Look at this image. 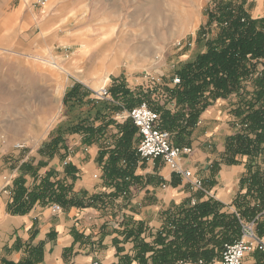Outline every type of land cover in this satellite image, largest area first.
I'll use <instances>...</instances> for the list:
<instances>
[{
  "label": "crops",
  "instance_id": "1",
  "mask_svg": "<svg viewBox=\"0 0 264 264\" xmlns=\"http://www.w3.org/2000/svg\"><path fill=\"white\" fill-rule=\"evenodd\" d=\"M23 1L5 16L0 0V32L4 22L14 25L15 32L32 25L31 16L21 18ZM242 8L251 19L264 18V0H244ZM80 45L83 54L85 46ZM197 47L195 55L205 53L206 40ZM193 55L184 61H192ZM45 62L70 74L55 62ZM262 70L258 66L253 78ZM93 86L100 88L98 83ZM163 86L166 91L174 88L171 79ZM83 87L81 98L63 100L65 107L86 106L77 111L73 123L60 124L34 149L0 151V264H161L162 259L175 264L179 259L191 261L187 255L191 250L209 251L221 243V225L214 219L229 214L240 218L245 207H252L257 192L248 193L246 178L264 169L261 155H244L229 146L237 133L254 138L248 123L233 114L235 130H227L217 111L226 105L225 111L232 113L239 96L217 99L181 142L192 149L185 166L202 179L204 191L196 192L161 160L137 156L139 136L125 118V93L115 99H93L88 96L91 90L86 97L81 94ZM243 89L253 93V79L243 82ZM56 99V95H33L24 103L25 118L50 112ZM201 124L207 131L199 129ZM170 137L176 145L174 135ZM19 184L24 190L21 201L8 192L17 191ZM54 204L60 212L52 210ZM213 226H218L215 233L210 231ZM246 259L264 264L259 251Z\"/></svg>",
  "mask_w": 264,
  "mask_h": 264
},
{
  "label": "rangeland",
  "instance_id": "2",
  "mask_svg": "<svg viewBox=\"0 0 264 264\" xmlns=\"http://www.w3.org/2000/svg\"><path fill=\"white\" fill-rule=\"evenodd\" d=\"M218 1L47 0L39 6L36 0H26L21 18L31 16L32 25L15 32L14 25L4 22V31L0 32V151H16L18 144L25 146L23 151L34 149L60 124L73 123L77 111L86 110V106L65 107L63 100L81 84L85 86L81 94L86 97L91 90L88 96L93 99H97L95 91L99 89L94 83L109 92L107 99L118 98L113 90L123 86L127 91L124 98L135 105L145 102L154 109L160 128L171 135L163 127L162 112L173 114L177 106L163 84L170 79L172 83L177 72L190 62L191 59L184 60L199 49L198 42H207L208 15L217 13ZM22 3L23 0H2V13L6 16ZM80 44L85 46L83 54L79 53ZM197 55H193V61ZM45 61L55 62L70 74ZM181 85L182 80L174 88ZM42 93L57 97L50 112L25 118L24 103ZM225 108L228 107L219 106L217 111L225 118L227 130L232 131L234 111L227 112ZM204 127L201 124L199 129ZM6 134L17 137L2 139ZM214 220L221 225V242L235 235L233 214ZM216 227L210 228L211 233ZM220 245L206 252L212 260H219Z\"/></svg>",
  "mask_w": 264,
  "mask_h": 264
},
{
  "label": "trees",
  "instance_id": "3",
  "mask_svg": "<svg viewBox=\"0 0 264 264\" xmlns=\"http://www.w3.org/2000/svg\"><path fill=\"white\" fill-rule=\"evenodd\" d=\"M241 2L236 4L231 0H219L217 13L208 15L207 26L210 36L206 42L207 51L197 55L194 61L187 62L177 72L182 85L167 91L179 108L173 114L163 111L162 120L164 129L175 135L176 146L183 147L185 145L181 144L182 140L188 130L197 126L200 115L217 99H226L236 94L240 100L234 115L248 123V131L253 133L254 138H250L246 133H237L230 139L229 146L244 155L252 157L261 155L264 163V18L248 17L242 8L244 0ZM258 66L263 70L253 78ZM250 79H253V85L256 87L251 94L243 89V82ZM80 88V85L74 86L65 98H81ZM118 93L127 94L120 88L113 90V95ZM127 102V109L135 106V102L130 100ZM244 106H248L249 109L245 110ZM246 179L249 184L248 193L253 195L257 192L253 197L256 202L252 207H245L240 218L234 217L235 237L221 242L220 254L224 244L240 238L245 223L254 221L257 235H264V221L259 220L264 216L261 213L264 209V169L255 171ZM17 189L16 191L13 188L12 197L21 201L24 190L20 184ZM24 197L22 201L27 203ZM26 197L28 200V195ZM194 207H197V204ZM206 252L195 249L189 251L187 255L191 261L200 258L206 262L212 261ZM161 264L170 262L162 259Z\"/></svg>",
  "mask_w": 264,
  "mask_h": 264
},
{
  "label": "built area",
  "instance_id": "4",
  "mask_svg": "<svg viewBox=\"0 0 264 264\" xmlns=\"http://www.w3.org/2000/svg\"><path fill=\"white\" fill-rule=\"evenodd\" d=\"M47 0H36V4L44 6ZM172 84H180L178 76L173 77ZM97 99H107L109 92L102 88L95 92ZM125 118L130 120L132 125L137 129L139 141L136 148L137 156L145 161L161 160L173 173L186 180L193 191H204L202 181L194 175V172L187 169L185 159L191 154L192 149L187 146L178 147L172 144L170 134L161 129L159 115L149 108L145 102L125 109ZM17 150H23L24 145L18 144ZM8 187V186H6ZM13 196V189L8 191ZM27 200V197H24ZM195 205V200H192ZM54 212H60L59 205H52ZM255 251L264 254V237H259L255 231V222L251 221L243 225L241 237L228 244H224L223 250L218 261L212 260L206 262L204 259L195 261L178 260L175 264H251L246 257ZM92 264H99L93 262Z\"/></svg>",
  "mask_w": 264,
  "mask_h": 264
},
{
  "label": "bare ground",
  "instance_id": "5",
  "mask_svg": "<svg viewBox=\"0 0 264 264\" xmlns=\"http://www.w3.org/2000/svg\"><path fill=\"white\" fill-rule=\"evenodd\" d=\"M64 70V69H63ZM101 90V88L98 89V91Z\"/></svg>",
  "mask_w": 264,
  "mask_h": 264
}]
</instances>
